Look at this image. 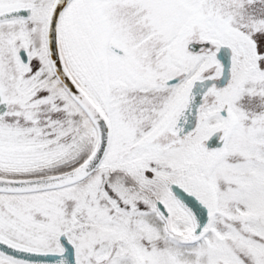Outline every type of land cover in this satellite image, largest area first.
Returning <instances> with one entry per match:
<instances>
[{
    "label": "snow or ice",
    "instance_id": "1",
    "mask_svg": "<svg viewBox=\"0 0 264 264\" xmlns=\"http://www.w3.org/2000/svg\"><path fill=\"white\" fill-rule=\"evenodd\" d=\"M0 264H264V0H0Z\"/></svg>",
    "mask_w": 264,
    "mask_h": 264
}]
</instances>
